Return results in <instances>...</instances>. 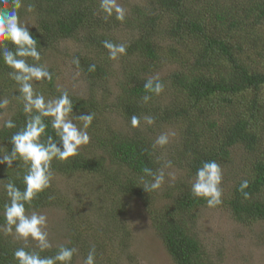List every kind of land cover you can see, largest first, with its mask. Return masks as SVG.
Listing matches in <instances>:
<instances>
[{
    "label": "trees",
    "instance_id": "1",
    "mask_svg": "<svg viewBox=\"0 0 264 264\" xmlns=\"http://www.w3.org/2000/svg\"><path fill=\"white\" fill-rule=\"evenodd\" d=\"M125 1L123 22L114 16L104 19L99 0H23L20 9L22 16L32 5L28 27L37 39L41 63L53 72L51 82L34 88L52 98L59 95L57 86H63L70 92L74 114L95 116L88 147L83 145L67 161L54 159L51 186L33 200L35 210L61 214L58 234L64 239L54 243L49 237L53 248L41 255H52L59 244H67L79 249L72 264H83L95 245L97 264H120V257H128L129 200L138 199L173 264H220L206 253L194 231L197 210L207 204L191 195L190 185L176 182L159 194L143 189L151 181L143 169L156 172L161 164L149 135L151 127L142 120L140 127L132 128L129 121L133 114L148 115L159 128L173 125L172 164L194 176L203 161L226 163L235 148L245 149L254 158L250 170L234 179L217 207L243 225L264 222V0ZM104 40L125 44L126 53L109 59ZM62 44L74 46L65 63L86 82L85 90L81 85L79 90L65 86V76L49 64V56ZM75 57L79 66L72 63ZM92 64L95 71H89ZM164 66L171 68L158 75ZM9 71L0 60V98L10 101L0 114L9 112L4 121L11 118L19 128L25 115ZM155 76L168 92L164 102L143 87ZM144 95L151 96L147 103ZM106 110L112 117H105ZM16 130L1 124L0 150L11 149L8 140ZM46 131L54 135L50 125ZM13 167L0 165V208L7 199L3 185L9 178L23 188L17 176L22 177L26 166L14 161ZM58 175L84 182L70 194L55 185ZM244 179L249 181L244 190L248 198L238 191ZM23 243L0 231V264H17L12 252ZM34 245L30 240L29 247Z\"/></svg>",
    "mask_w": 264,
    "mask_h": 264
},
{
    "label": "clouds",
    "instance_id": "2",
    "mask_svg": "<svg viewBox=\"0 0 264 264\" xmlns=\"http://www.w3.org/2000/svg\"><path fill=\"white\" fill-rule=\"evenodd\" d=\"M23 6V0H0V60L10 69L8 76L17 86L16 91L19 95L16 98L22 101V112L25 115V122L19 128L11 118L3 122L4 128L17 130L8 140L11 149L6 152L0 150V165H6L9 169L14 168V161H23L26 166L22 177L19 174L17 176L23 188L11 178L3 185L7 199L0 208V216L3 218L0 231L24 242L12 252L17 264H72L74 256L79 253L76 246L59 244L54 254L41 255L51 250L53 245L49 239L48 216L34 209L33 200L51 186L52 161L54 159L67 161L79 153L81 146L90 143L88 129L95 116L91 112L74 114L70 92L63 86H57L56 91L59 95L52 98H46L43 92L34 88V84L51 82L53 72L47 65L41 63L37 39L33 37L28 23L21 20L20 9ZM99 9L105 14L106 20L114 16L117 21L123 22L126 18L127 10L118 0H99ZM27 11H33L32 5H28ZM102 44L108 50V58L111 60L118 59L127 50L123 43L104 40ZM72 63L79 66V58L75 57ZM95 68L96 65L92 64L89 71H95ZM143 87L146 92L155 95L164 90L159 76L147 79ZM142 99L147 103L151 96L144 95ZM9 103L8 98H0V110L6 109ZM46 118L50 120L46 121ZM142 120L147 125L155 123L152 116L140 117L133 114L130 117V126L138 128ZM49 125L54 135L46 131ZM168 143L169 135L161 133L156 137L153 146L163 147ZM170 166L171 161H168L165 167ZM16 167H19L18 163ZM143 172L151 177V181H146L142 186L146 192L161 188L165 181L163 169L154 172L151 168L145 167ZM222 180L221 164L216 160L203 161L202 166L196 169L191 182V195L203 198L208 207L221 205ZM248 185L249 181L244 179L238 188L245 198L249 195L244 191ZM30 240L35 242L34 247H29ZM83 264H97L95 245H92L83 257Z\"/></svg>",
    "mask_w": 264,
    "mask_h": 264
},
{
    "label": "rangeland",
    "instance_id": "3",
    "mask_svg": "<svg viewBox=\"0 0 264 264\" xmlns=\"http://www.w3.org/2000/svg\"><path fill=\"white\" fill-rule=\"evenodd\" d=\"M124 1L118 0L125 7ZM135 1L139 0H126L125 3H133ZM21 20L30 23L33 21V16L30 12L26 11L22 14ZM61 46L67 49L58 47L49 56V64L53 65L57 72L65 76V86L71 85L73 89L79 90L81 85L82 89L85 90L86 82H83L78 74L74 73L76 71L65 63L69 58L68 54L74 51V46L72 44H62ZM170 68L171 66H164L158 71V75H165ZM166 93L168 92L163 90L156 99L164 102L168 98ZM103 112H106L104 113L106 118L112 117V114L110 115L109 113L110 111L106 110ZM8 113L3 111L0 114V126L8 116ZM115 124L120 127L118 121H115ZM149 126L151 127L149 135L153 138V141L161 133L169 135V143L163 147L156 146L155 149L156 159L161 164L160 168L165 173V181L161 188L156 190V194H159L162 189L164 190L168 186H174L176 182L181 183L183 181L186 185H191L195 176L189 173V170L172 164V151L169 148L176 137L172 128L174 126L167 125L163 127L160 125L159 128L155 123ZM81 148L84 149L83 146ZM253 159L245 149L235 148L232 152L231 160L221 164L223 169L222 197L228 193L235 178L247 176L250 170V162ZM168 161H171V166L165 167ZM55 178V185L62 191L70 194H74L75 190H79L82 182H84L74 177L60 175L55 176ZM134 200H129V209L125 215L127 227L130 231L127 238L128 248L126 253L128 257L126 255L120 257V264H173L170 255L163 247L160 239L151 229L148 212L138 199ZM38 211L48 216V231L51 240L54 243L63 240L62 235L58 234V231H60L58 217L61 214L50 209H40ZM195 224L194 231H196V236L202 245H204L206 253L208 252L213 258H218L220 264H264V222L243 225L233 221L227 211L222 209L221 206L208 207L205 205L197 210Z\"/></svg>",
    "mask_w": 264,
    "mask_h": 264
}]
</instances>
